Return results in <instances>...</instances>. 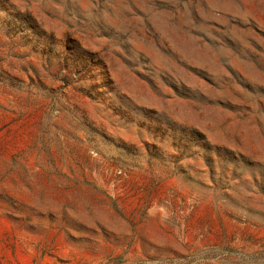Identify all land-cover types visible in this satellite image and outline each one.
Masks as SVG:
<instances>
[{
	"label": "rangeland",
	"instance_id": "obj_1",
	"mask_svg": "<svg viewBox=\"0 0 264 264\" xmlns=\"http://www.w3.org/2000/svg\"><path fill=\"white\" fill-rule=\"evenodd\" d=\"M0 264H264V0H0Z\"/></svg>",
	"mask_w": 264,
	"mask_h": 264
}]
</instances>
